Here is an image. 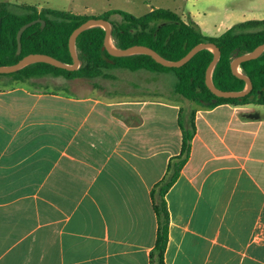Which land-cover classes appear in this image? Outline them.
<instances>
[{"label":"crops","instance_id":"crops-1","mask_svg":"<svg viewBox=\"0 0 264 264\" xmlns=\"http://www.w3.org/2000/svg\"><path fill=\"white\" fill-rule=\"evenodd\" d=\"M249 5L172 12L217 37L264 20V1ZM98 80L0 77V264H152L151 192L180 153V110L194 135L164 198L163 263L264 264V105L202 107Z\"/></svg>","mask_w":264,"mask_h":264},{"label":"trees","instance_id":"trees-1","mask_svg":"<svg viewBox=\"0 0 264 264\" xmlns=\"http://www.w3.org/2000/svg\"><path fill=\"white\" fill-rule=\"evenodd\" d=\"M113 16L119 17V20H113ZM90 18H99L110 23V35L116 48L125 49L133 45H142L168 61L181 59L197 44H214L219 49L220 58L212 72V83L222 91L244 89V82L232 75L230 63L234 58L264 44V20L239 22L217 37H208L201 33L193 21L190 19L184 21L168 9H152L141 17H134L120 10H108L98 17H92L49 8L37 9L30 5L0 2V66L15 65L29 54L47 55L71 65L72 59L67 45L69 36L74 29ZM38 20L42 21L44 26L37 22L22 33L21 50L17 54L18 30L23 25ZM104 36V30L93 27L77 37L75 48L80 66L75 71L36 63L11 74H0V77L8 78L10 82L22 83L46 76L66 80L83 79L97 89L96 80L115 79L111 74L113 70L130 72L144 70L157 74L171 73L175 76L176 82L172 87L171 98L174 101L185 100L209 108L227 103L264 105V52L257 59L240 65L241 73L252 83V90L247 95L240 99H217L216 103H212L214 96L204 83L206 68L213 58L210 51L198 52L180 68H165L145 55L110 56L103 49ZM178 125L182 135L180 153L170 159L166 176L151 192L152 208L157 223L156 241L150 254L152 264H164L168 234V213L164 198L189 158L190 143L194 135L193 120L184 121L181 110L178 113Z\"/></svg>","mask_w":264,"mask_h":264},{"label":"rangeland","instance_id":"rangeland-1","mask_svg":"<svg viewBox=\"0 0 264 264\" xmlns=\"http://www.w3.org/2000/svg\"><path fill=\"white\" fill-rule=\"evenodd\" d=\"M222 1H228L230 6L240 12H244L243 14L245 15L250 6L249 2H258V0ZM0 2L30 5L37 9L49 8L92 17H98L108 10H120L134 17H141L147 14L150 8H162L175 11L178 7H190L192 3H196V0H0ZM200 12L207 14L206 10ZM223 15V10H216L215 16L222 17ZM262 15L264 16V14ZM112 19L119 20V17L113 16ZM184 20L186 21L187 19L185 18ZM111 73L115 76L114 80H98L106 90L132 91L139 89L145 93H152V95H161L156 97L162 98L163 100L174 101L171 98L173 96L172 87L176 82V78L171 73L157 74L144 70L130 72L121 69L113 70Z\"/></svg>","mask_w":264,"mask_h":264},{"label":"water","instance_id":"water-1","mask_svg":"<svg viewBox=\"0 0 264 264\" xmlns=\"http://www.w3.org/2000/svg\"><path fill=\"white\" fill-rule=\"evenodd\" d=\"M40 22L41 26H44L42 21H33L31 23L23 25L16 34V42H17V54L20 53L21 45H20V37L22 33L29 28L31 25ZM99 27L105 32L103 49L112 57H127L132 55H145L150 57L155 63L161 65L165 68H180L185 65L195 54L202 50H208L212 53L213 58L209 63L208 67L205 71L204 83L206 88L211 92L214 96V99L211 101L212 103H216L217 99H240L247 95L252 90V83L250 79L244 76L241 73L240 65L244 62L257 59L264 52V44L256 47L251 52L246 53L244 55L238 56L234 58L230 63V70L233 76L244 82V89L242 91H222L217 89L212 83V72L214 70L215 65L217 64L220 58L219 49L212 43H200L194 46L184 57L177 61H168L161 56H159L152 49L142 46V45H133L127 47L125 49H118L114 46L112 38H111V25L109 22L99 19V18H90L70 34L68 39V51L70 57L72 59L71 65L64 64L52 57L42 54H29L23 57L20 61H18L15 65L11 66H0V74H11L14 73L28 65L36 64V63H44L50 65L52 67L67 70V71H75L79 68L80 62L77 57L75 42L77 37L84 31L93 28Z\"/></svg>","mask_w":264,"mask_h":264}]
</instances>
